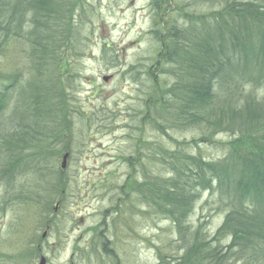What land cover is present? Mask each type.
I'll use <instances>...</instances> for the list:
<instances>
[{
  "label": "rangeland",
  "instance_id": "obj_1",
  "mask_svg": "<svg viewBox=\"0 0 264 264\" xmlns=\"http://www.w3.org/2000/svg\"><path fill=\"white\" fill-rule=\"evenodd\" d=\"M153 1L83 0L72 19L80 46L75 48L74 35L55 74H37L23 39L11 37L2 45L0 71L13 84L0 141L16 130L17 113L28 111L25 125L29 113L35 114L28 88L54 84L52 96L57 92L59 102L56 116L46 114L26 136L10 178L2 174L0 154V264H37L40 256L45 264H91L100 252V264H182L184 256L186 264H251L236 257L207 261L196 252L201 243H228L215 236L226 214L215 191L197 193L182 233L139 185L147 173L171 176L167 164L175 159H222L232 139L213 133L205 143L196 126L161 129L154 122L156 92L172 78L158 63L164 48L158 31L165 16L155 12ZM176 3L189 14L193 8L197 14L212 10L202 1ZM66 152L70 156L63 169ZM196 232L205 236L194 238ZM103 233L111 240L106 248L100 243ZM193 245L195 253L186 254Z\"/></svg>",
  "mask_w": 264,
  "mask_h": 264
},
{
  "label": "trees",
  "instance_id": "obj_2",
  "mask_svg": "<svg viewBox=\"0 0 264 264\" xmlns=\"http://www.w3.org/2000/svg\"><path fill=\"white\" fill-rule=\"evenodd\" d=\"M192 1L209 3L212 10L197 14L193 8L189 14L176 0L153 1L155 12L165 16L160 18L158 31L164 47L158 63H163L162 72L172 78L156 92L151 106L157 114L154 122L160 123L161 129L196 126L205 143L211 142L213 133H227L232 137L227 142L228 153L217 161L192 156L175 159L176 163L167 164L171 176L147 173L139 185L147 191L150 204L182 233L197 193L215 191L218 204L226 210L215 236L226 237L228 243L218 247L201 243L198 249L193 245L192 251L189 246L186 254L197 249L207 261L220 256V260L236 257L264 264V0ZM82 2L0 0V50L11 37L23 39L37 74L49 70L55 74L56 62L72 39L76 38L75 48L80 46L78 33H72V19ZM12 84L13 79L0 71V129L8 124L1 117L9 104ZM52 87L54 84L27 89L29 105L37 109L35 114L29 113L31 120L25 125L27 115L17 113L16 130L0 141V154L4 155L1 171L6 178L16 173L13 158L19 157L26 136L35 132L46 114L56 116L59 98L57 92L52 96ZM51 119L53 124L55 119ZM41 127L44 130L43 124ZM200 236L205 234L196 232L194 238ZM99 238L104 248L109 246L107 233ZM97 254L101 252L94 254L91 264H100ZM187 260L184 256L182 264Z\"/></svg>",
  "mask_w": 264,
  "mask_h": 264
},
{
  "label": "water",
  "instance_id": "obj_3",
  "mask_svg": "<svg viewBox=\"0 0 264 264\" xmlns=\"http://www.w3.org/2000/svg\"><path fill=\"white\" fill-rule=\"evenodd\" d=\"M108 79H109L108 77H104V78H103V81L106 82ZM65 160H66V156L63 158L62 168L65 167ZM38 264H45V259H44V257H41V258H40Z\"/></svg>",
  "mask_w": 264,
  "mask_h": 264
},
{
  "label": "flooded vegetation",
  "instance_id": "obj_4",
  "mask_svg": "<svg viewBox=\"0 0 264 264\" xmlns=\"http://www.w3.org/2000/svg\"><path fill=\"white\" fill-rule=\"evenodd\" d=\"M65 154H68V157H67V160H68L70 154H69V152H66ZM65 154H64V155H65ZM64 155H63V157H64ZM63 157H62V158H63Z\"/></svg>",
  "mask_w": 264,
  "mask_h": 264
}]
</instances>
